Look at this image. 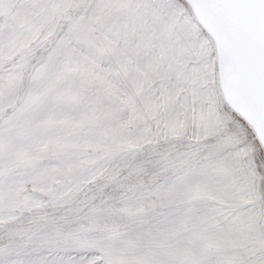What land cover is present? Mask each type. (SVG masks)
<instances>
[{
  "label": "snow or ice",
  "instance_id": "1",
  "mask_svg": "<svg viewBox=\"0 0 264 264\" xmlns=\"http://www.w3.org/2000/svg\"><path fill=\"white\" fill-rule=\"evenodd\" d=\"M0 264H264V0H0Z\"/></svg>",
  "mask_w": 264,
  "mask_h": 264
}]
</instances>
